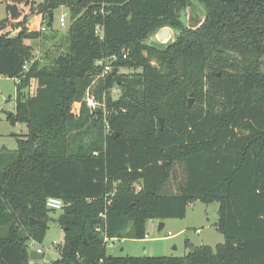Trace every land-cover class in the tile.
<instances>
[{
	"label": "trees",
	"instance_id": "16d2710c",
	"mask_svg": "<svg viewBox=\"0 0 264 264\" xmlns=\"http://www.w3.org/2000/svg\"><path fill=\"white\" fill-rule=\"evenodd\" d=\"M0 1V75L17 80L6 119L27 126L0 158V264H27L50 196L64 203L51 264H264V0H198L195 26L191 0ZM165 28L173 40L154 44ZM56 38L34 57L31 42ZM112 56L101 75L94 62ZM197 199L218 202L215 250L106 253V239H142L148 219L182 218Z\"/></svg>",
	"mask_w": 264,
	"mask_h": 264
},
{
	"label": "rangeland",
	"instance_id": "374dc122",
	"mask_svg": "<svg viewBox=\"0 0 264 264\" xmlns=\"http://www.w3.org/2000/svg\"><path fill=\"white\" fill-rule=\"evenodd\" d=\"M40 2L41 0H34ZM64 14V26H59L58 18ZM185 20L191 21V26H195L202 20L205 14L204 5L198 0H191L190 5L185 9ZM5 2L0 1V23L5 17ZM32 19V14H29ZM32 25V22H31ZM54 29L57 30L58 36L64 35L68 26V14L64 8H59L54 12L53 19ZM161 31V30H160ZM159 31V32H160ZM158 32V33H159ZM158 33L154 36V44L164 45L173 40L175 33L172 30L164 39L158 38ZM64 43L59 38L46 40L42 39L41 43L31 42L33 46L34 57L40 59L45 50L53 51L58 44ZM61 44V46H62ZM130 70L121 68L120 72H129ZM16 79L0 75V149L6 147L10 151L0 155L6 157L4 162L11 161V152L17 148V138L27 132V126L24 122L18 121L11 124L5 117L15 110ZM35 82H32L30 92L35 90ZM118 90L112 91L113 98H117ZM191 103L193 97H189ZM160 125L163 119L159 120ZM1 157V156H0ZM60 213L59 210L49 211L50 219L48 229L41 242H29V251L40 249L43 253L40 257H30L27 264H51L52 260L57 259L58 254L56 247L63 240V231L55 221ZM218 219V202H204L200 199L191 202L186 209L185 216L182 218H166L165 225L159 229L161 219L150 218L146 221V236L142 239L125 238L122 241L107 242L106 253L115 256H183L192 246L207 244L215 250L218 243L224 242L223 234L215 228ZM123 247V250L120 248ZM48 255L50 260L46 259Z\"/></svg>",
	"mask_w": 264,
	"mask_h": 264
},
{
	"label": "built area",
	"instance_id": "2783aa9c",
	"mask_svg": "<svg viewBox=\"0 0 264 264\" xmlns=\"http://www.w3.org/2000/svg\"><path fill=\"white\" fill-rule=\"evenodd\" d=\"M58 22H59V26H64V22H65V15L62 14L59 18H58ZM39 30L43 31L45 30V26L43 24V19L41 18V22H40V26H39ZM115 59V56H112L110 58L107 59H98L94 62L95 65L97 66H101L102 68V72L101 75H104L105 73H107L108 71H110L112 69L111 66V62ZM108 60V61H107ZM86 103L89 107H94L96 102L94 100V98L87 94L85 97ZM94 154H96V152H94ZM64 205L63 201L58 198V197H47L45 200V206L51 210H61L62 206ZM124 240V238H113V239H106V244L107 242H113V241H122ZM37 253L42 254L43 252L40 249H36Z\"/></svg>",
	"mask_w": 264,
	"mask_h": 264
},
{
	"label": "water",
	"instance_id": "95a60500",
	"mask_svg": "<svg viewBox=\"0 0 264 264\" xmlns=\"http://www.w3.org/2000/svg\"><path fill=\"white\" fill-rule=\"evenodd\" d=\"M170 32V30L169 29H161V31L158 33V38L159 39H164L165 38V36L168 34ZM189 102H191V99H189ZM34 222H39L38 220H35ZM162 226H163V224H162V222H160V224H159V229H161L162 228ZM29 256L30 257H40L41 256V254L40 253H37L36 251H30L29 252ZM45 258L46 259H48V260H50V258H49V256L48 255H46L45 256Z\"/></svg>",
	"mask_w": 264,
	"mask_h": 264
},
{
	"label": "crops",
	"instance_id": "0c3cea01",
	"mask_svg": "<svg viewBox=\"0 0 264 264\" xmlns=\"http://www.w3.org/2000/svg\"><path fill=\"white\" fill-rule=\"evenodd\" d=\"M7 115H8V114H7ZM6 117H7V116H6ZM6 117H5V118H6ZM0 150H1L3 153H6V152L10 151V150L7 149L6 147L1 148ZM0 156H1L0 158H2L3 160L6 158V157L4 156V154H3V156H2V155H0ZM161 222H162V224H163V226H164V225H165V220H162ZM159 224H160V223H159ZM163 226H162V227H163ZM144 239H145V238H144ZM120 250H123V247H121Z\"/></svg>",
	"mask_w": 264,
	"mask_h": 264
}]
</instances>
